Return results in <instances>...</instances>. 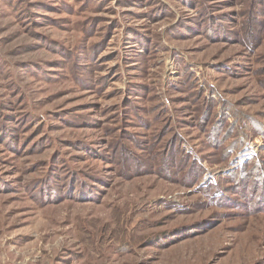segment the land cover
Segmentation results:
<instances>
[{
  "label": "rangeland",
  "instance_id": "1",
  "mask_svg": "<svg viewBox=\"0 0 264 264\" xmlns=\"http://www.w3.org/2000/svg\"><path fill=\"white\" fill-rule=\"evenodd\" d=\"M0 264H264V0H0Z\"/></svg>",
  "mask_w": 264,
  "mask_h": 264
},
{
  "label": "trees",
  "instance_id": "2",
  "mask_svg": "<svg viewBox=\"0 0 264 264\" xmlns=\"http://www.w3.org/2000/svg\"><path fill=\"white\" fill-rule=\"evenodd\" d=\"M224 123L222 122V124H221V126L218 128V129H220V130H218L219 132H218V134H221V135H224L228 130H226V129H224V128H222V126H224L223 125ZM231 128L230 129H232V126H230ZM228 133V132H227ZM198 168H200V166L198 165ZM201 170H202V168H200ZM199 169V170H200Z\"/></svg>",
  "mask_w": 264,
  "mask_h": 264
}]
</instances>
